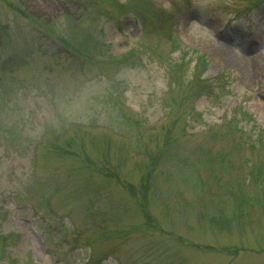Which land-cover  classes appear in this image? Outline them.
Wrapping results in <instances>:
<instances>
[{
    "label": "rangeland",
    "instance_id": "rangeland-1",
    "mask_svg": "<svg viewBox=\"0 0 264 264\" xmlns=\"http://www.w3.org/2000/svg\"><path fill=\"white\" fill-rule=\"evenodd\" d=\"M0 264H264V0H0Z\"/></svg>",
    "mask_w": 264,
    "mask_h": 264
},
{
    "label": "bare ground",
    "instance_id": "bare-ground-1",
    "mask_svg": "<svg viewBox=\"0 0 264 264\" xmlns=\"http://www.w3.org/2000/svg\"><path fill=\"white\" fill-rule=\"evenodd\" d=\"M220 52H222L220 55H218L215 59V62L218 64V63H222V62H225V63H233V60L230 56V53L228 51V49L226 48H223V49H220L218 50Z\"/></svg>",
    "mask_w": 264,
    "mask_h": 264
}]
</instances>
